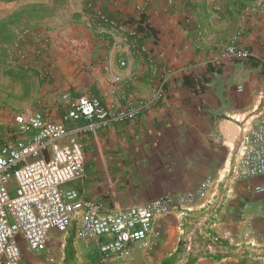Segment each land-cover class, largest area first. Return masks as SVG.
I'll return each mask as SVG.
<instances>
[{"label":"crops","instance_id":"obj_1","mask_svg":"<svg viewBox=\"0 0 264 264\" xmlns=\"http://www.w3.org/2000/svg\"><path fill=\"white\" fill-rule=\"evenodd\" d=\"M88 1L85 12L79 9L69 19L76 23L51 35L42 103L33 111L8 113L7 126L12 114L37 111L60 122L64 95L95 97L109 108L120 92L146 98L165 72L164 98L143 117L78 135L84 178L68 186L118 212L196 189L207 178H225L242 137L264 112V9L248 12L260 0H225L216 17L209 5L206 14L191 10L185 0L169 8L166 0ZM141 15L143 32L136 28ZM232 42L248 49L253 59L211 62ZM260 183L264 179L255 184ZM225 184L219 231L251 230L259 247L257 259H251L264 260V193L230 178ZM245 211L250 222L241 220ZM168 219L159 222L161 231Z\"/></svg>","mask_w":264,"mask_h":264},{"label":"built area","instance_id":"obj_2","mask_svg":"<svg viewBox=\"0 0 264 264\" xmlns=\"http://www.w3.org/2000/svg\"><path fill=\"white\" fill-rule=\"evenodd\" d=\"M175 1L166 0V7ZM257 9H264V0L248 12ZM251 59L248 49L232 42L211 62ZM119 66L124 67V61H119ZM165 76L161 72L148 97L131 98L120 92L110 108L95 97L64 95L65 111L58 123L38 111L12 114L11 127L0 133V264H20L23 244L30 253L55 264L50 235H64L72 228L75 239L84 243L87 251H94L100 264L131 260L136 250L147 248L159 235V222L176 214L178 242L187 257L228 251L225 244L231 242L232 234H219L212 219L224 206L226 178L245 184L256 194L264 193V184H255L264 179V112L242 137L221 181L207 178L196 189L163 195L118 212L105 210L101 203L84 199L76 188L68 186L84 178L85 159L78 135L143 117L162 102ZM114 82L120 83V79L115 77ZM80 121L86 124L68 126ZM241 214L242 221L252 220L249 211ZM256 239L250 230L237 248L254 254L259 249Z\"/></svg>","mask_w":264,"mask_h":264},{"label":"rangeland","instance_id":"obj_3","mask_svg":"<svg viewBox=\"0 0 264 264\" xmlns=\"http://www.w3.org/2000/svg\"><path fill=\"white\" fill-rule=\"evenodd\" d=\"M223 1L225 0H185L186 6L191 10L198 8L206 14L209 5L208 10L215 17L225 9ZM89 4L88 0L0 2V22H5L22 10L33 7L43 9L41 16L24 15L10 25L8 31L13 34V41L8 45L0 43V133L4 127L11 124L8 113L23 112L24 108L33 111L42 103L43 86L48 78L47 59H51L48 46L53 39L51 35L59 30L64 31L68 23H76V20L72 22L69 19H73V15H76L79 9L85 12L84 9H88ZM220 215L218 212L212 221L219 234L231 232V242L225 244L228 251L211 257H187L177 241L180 231L179 215L176 214L169 217L164 231H161L163 230L161 225L156 230L159 235L156 234L154 240L157 241L151 240L147 248L136 250L131 260L126 259L112 264H161L169 258L170 264H186L191 260L192 264H264V260L251 259H257L254 254L242 252L237 248L241 244L239 238L242 237L244 240L245 233L250 230L233 226L220 232L219 229L222 228L220 224L223 222ZM50 238L52 241L49 248L55 258V264H100L95 252L87 251L86 245L75 239L73 228L67 234L58 237L51 233ZM21 250L20 264H53L27 251L24 244Z\"/></svg>","mask_w":264,"mask_h":264},{"label":"trees","instance_id":"obj_4","mask_svg":"<svg viewBox=\"0 0 264 264\" xmlns=\"http://www.w3.org/2000/svg\"><path fill=\"white\" fill-rule=\"evenodd\" d=\"M16 1H20V0H0V2H7V3H13ZM235 3H237V1H235ZM42 11H43L42 8L33 7V8H29V9L17 12L16 14L13 15V17L7 19L5 22L1 21L0 22V43L4 45H8V44H11V42L13 41V34L8 31V28L10 25L17 22L24 15H29V16L40 15L41 16ZM143 22H144V18L141 15L139 21L136 23V28L140 32L144 31V29L141 26ZM12 76H14V74H12ZM170 261H171V258L164 260L161 264H170ZM186 264H192V260L188 261Z\"/></svg>","mask_w":264,"mask_h":264}]
</instances>
